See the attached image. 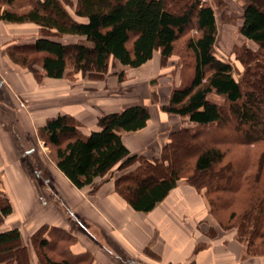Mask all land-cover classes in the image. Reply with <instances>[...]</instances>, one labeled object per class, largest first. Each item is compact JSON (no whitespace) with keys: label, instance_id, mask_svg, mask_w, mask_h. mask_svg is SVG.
<instances>
[{"label":"trees","instance_id":"16d2710c","mask_svg":"<svg viewBox=\"0 0 264 264\" xmlns=\"http://www.w3.org/2000/svg\"><path fill=\"white\" fill-rule=\"evenodd\" d=\"M175 1L177 8L173 0H28L27 8L17 9L13 0H0V21L38 29L32 41L7 46L6 56L38 81L73 79L71 74L101 77L114 63L140 68L155 52L167 61L177 40L193 28L194 35L184 43L192 57L191 74L172 88L160 107L192 126L170 132L156 156L132 154L122 140V134L147 126L151 116L143 104L102 114L88 133L79 120L61 114L47 119L37 134L56 168L77 189L95 190L97 181L111 176L115 168L120 173L114 179L115 192L136 212L148 213L164 200L185 178L190 161L192 173L185 180L203 190L210 214L217 219L228 212V220H236L231 228L245 255L263 256L264 160L258 159L253 172L250 160H226L230 146L223 149L221 144L264 143V89L249 86V72L235 79L232 66L215 56L217 27L209 5ZM240 20L239 34L255 44L264 59V0H246ZM64 37L79 40L63 43ZM116 77L123 82V72ZM211 93L224 99L227 113L208 99ZM225 124L231 127L230 141L209 136ZM11 213L0 191V227ZM73 243L74 237L46 225L30 236L37 264H91L89 253H71ZM0 264H30L17 228L0 229Z\"/></svg>","mask_w":264,"mask_h":264},{"label":"crops","instance_id":"0c3cea01","mask_svg":"<svg viewBox=\"0 0 264 264\" xmlns=\"http://www.w3.org/2000/svg\"><path fill=\"white\" fill-rule=\"evenodd\" d=\"M35 28L0 21V191L12 208L0 229L20 231L30 264L36 259L30 236L43 225L74 237L71 253H89L91 264H264V256L245 255L234 235L206 237L200 226H212L208 203L181 181L142 213L115 192L114 179L120 174L115 168L93 191L77 189L66 179L39 139L38 128L51 117L69 114L88 133L99 116L67 110L65 84L45 77L38 81L8 59L7 46ZM150 116L144 129L122 134L130 153L145 155L146 146L153 144L148 134L151 111Z\"/></svg>","mask_w":264,"mask_h":264},{"label":"rangeland","instance_id":"374dc122","mask_svg":"<svg viewBox=\"0 0 264 264\" xmlns=\"http://www.w3.org/2000/svg\"><path fill=\"white\" fill-rule=\"evenodd\" d=\"M173 1L172 7L177 8L178 4L175 0ZM199 1L206 3L214 11L217 27L214 45L215 56L232 66L235 79L246 76L244 74L249 72L245 77L249 86L264 89L263 53L258 50L255 44L246 41L238 31L241 23L242 7L246 0ZM13 6L17 9H25L28 7V0H13ZM192 35H194L193 28L187 30L183 37L177 40L174 54L167 61L162 62L158 52H155L149 62L137 69L122 67L114 63L109 65L106 73L101 77L71 74L72 72H70V77L73 79H60V83L66 85L67 110L69 109L71 112L78 113L80 111H83V113L89 111L93 115L98 112L97 115L101 116L104 113L120 110L128 105H146L149 111L152 112V124L150 125L152 131L148 132L150 134L149 138L152 137L155 140L150 141L153 143L152 145L146 146V149L149 151L145 155L147 157L156 156L159 152V146H161V143H165L170 132L184 126H192L187 122L186 118L166 114L160 108L168 102L172 88L182 80H186L191 74L192 57L185 49L184 43L185 39ZM37 36L38 29L35 28L33 31L25 32L22 36L18 37V40L32 41ZM12 40L14 41L15 39ZM78 40L76 37H64L61 41L63 43H74L78 42ZM119 72H123L124 74L123 82L117 81L116 74ZM61 89H63L62 86ZM208 99L220 106L223 112L227 113L226 103L221 96L211 93L208 95ZM88 125L91 126L92 124ZM231 133L230 125L225 124L221 127L213 128L209 136L219 142H227V140L230 141ZM227 145L230 148L226 160L230 158L250 160L253 163L251 167L253 172L256 170L258 159L264 160V154H261L264 151V143H254L247 146L222 143L221 148L225 149ZM191 173V162L189 161L183 177L188 178ZM185 178H182L180 181L189 185ZM195 191L207 203L203 190L195 189ZM227 213L225 212L217 219L210 214L212 226L202 225L200 226V231L208 238H214L219 233L234 235L235 237L236 229L234 227L231 228V225L236 220H228ZM201 245H196L195 249ZM35 264H37V258L35 259Z\"/></svg>","mask_w":264,"mask_h":264}]
</instances>
